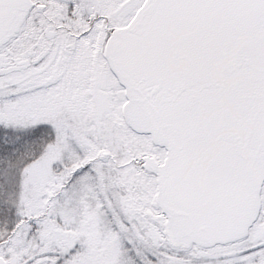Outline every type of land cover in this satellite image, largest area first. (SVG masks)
<instances>
[{"label":"snow or ice","instance_id":"obj_1","mask_svg":"<svg viewBox=\"0 0 264 264\" xmlns=\"http://www.w3.org/2000/svg\"><path fill=\"white\" fill-rule=\"evenodd\" d=\"M0 264H264V0H0Z\"/></svg>","mask_w":264,"mask_h":264}]
</instances>
